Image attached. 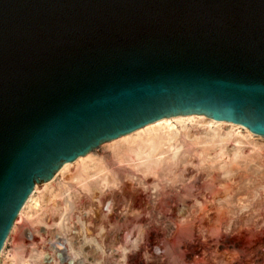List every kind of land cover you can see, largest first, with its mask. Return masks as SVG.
Masks as SVG:
<instances>
[{
    "label": "water",
    "instance_id": "95a60500",
    "mask_svg": "<svg viewBox=\"0 0 264 264\" xmlns=\"http://www.w3.org/2000/svg\"><path fill=\"white\" fill-rule=\"evenodd\" d=\"M178 114L264 136V0H0V251L36 183Z\"/></svg>",
    "mask_w": 264,
    "mask_h": 264
},
{
    "label": "rangeland",
    "instance_id": "374dc122",
    "mask_svg": "<svg viewBox=\"0 0 264 264\" xmlns=\"http://www.w3.org/2000/svg\"><path fill=\"white\" fill-rule=\"evenodd\" d=\"M203 129L189 126L188 138L181 131L175 163L140 183L135 180L138 174H131L126 165L118 167L109 151L99 148L96 155L116 172V183L103 190L91 186L93 193L87 195L70 182L76 172L70 168L42 194L48 206L42 216L46 226L20 220L0 264L18 257L42 264L48 258L40 241L38 246L27 243L30 232L38 238L42 232L67 238L71 243L65 264L78 257L86 264H264V140L235 145L232 138L220 156L192 144ZM63 186L70 188V200L65 194L52 197L63 195ZM65 201L70 210L59 229L55 224ZM80 235L89 246H73ZM120 245L126 246L124 257L117 250Z\"/></svg>",
    "mask_w": 264,
    "mask_h": 264
},
{
    "label": "bare ground",
    "instance_id": "6f19581e",
    "mask_svg": "<svg viewBox=\"0 0 264 264\" xmlns=\"http://www.w3.org/2000/svg\"><path fill=\"white\" fill-rule=\"evenodd\" d=\"M189 126H201L204 128L203 130H205L203 136L197 132L198 136L200 135L202 137H193L192 144L200 146L202 151L211 149L220 156H223L226 145L232 138H234L235 145L240 144V140H247L252 145L255 142V138L264 140V136L256 135L244 126L226 120H214L204 114H178L162 117L132 132L101 143L98 147L83 156H79L74 161L65 162L51 179L36 183L22 208L19 210L10 233L15 231L17 223L22 219L30 226L45 225L42 216L48 206L45 204L42 194L49 193L51 189H53L55 182L63 177L64 174L68 173L70 168L76 171L74 173L75 175L71 177L70 182L73 183L79 191L81 190L87 195H92L93 193L91 186H96V188L100 190H103L109 185L113 186L117 181L114 178L117 174L115 171V174L110 172L105 163L97 157L96 151L99 148L108 150L110 158L118 167L126 165L128 170L132 172L131 174H138L139 176H136L135 180L140 183L142 180L141 178L155 176L158 171L163 170V167H169L175 163L177 154L181 149V144L179 142L180 133L182 131L183 137L188 138L187 131ZM194 134V136L197 135L196 133ZM131 174L127 173L126 175L134 179ZM39 186L42 187L39 188ZM63 188V195H54L52 197L58 198L65 194L66 198L70 200V188L64 186ZM41 189L42 191H40ZM75 193L79 194L78 191ZM69 207L68 202L65 201L63 208L59 211L61 212L60 221L55 224L59 229L62 228L63 222H65L63 217L66 211L70 210ZM8 237L0 251V259L4 256ZM65 240L67 247H69V243L71 242L68 241L67 238H65ZM124 246L120 245L117 248L118 251L124 254L123 257L126 252V246ZM59 248H61V246H59ZM47 254L46 252V256ZM18 258L17 260H11L10 264H28V259L25 260L26 258L24 259L23 257ZM31 258H37V256L30 257V259ZM54 264H56V262H54Z\"/></svg>",
    "mask_w": 264,
    "mask_h": 264
},
{
    "label": "built area",
    "instance_id": "2783aa9c",
    "mask_svg": "<svg viewBox=\"0 0 264 264\" xmlns=\"http://www.w3.org/2000/svg\"><path fill=\"white\" fill-rule=\"evenodd\" d=\"M107 207L108 206L105 205V211L107 210ZM83 223L84 222H82V224ZM69 224L70 223H68L67 225H69ZM72 227H78V225H75V223H72ZM78 232L79 231H74L72 233H78ZM80 232H81V229H80ZM42 233H41L42 238L41 237L38 238V236H36L35 234H32L31 232L29 233V235H27V243H29V244L34 243L35 244L34 246H38L39 244H37V241H40L41 244H44V246L46 248V252L48 253L47 254L48 258H44L42 264H50V263H54V262H56V264H65L67 262V260H69V258H68L69 252L67 250L68 247H67V243H66L65 238L63 236L58 235L56 232L52 235H48L47 232L44 234H42ZM74 241H73V246H75V245L76 246H89L87 244V242H85L84 239L81 238V235L77 237L76 242H74ZM30 245L32 246V244H30ZM59 246H61V248H59ZM50 247H52V248H50ZM110 253H113V252L111 251ZM73 259L74 258H72V260ZM126 259H128V258H126ZM71 264H86V263H84L83 260H81V258L78 257L77 259H74L73 263H71ZM123 264H124V262H123ZM131 264H132V261H131Z\"/></svg>",
    "mask_w": 264,
    "mask_h": 264
}]
</instances>
